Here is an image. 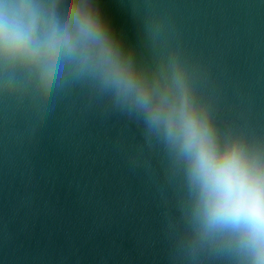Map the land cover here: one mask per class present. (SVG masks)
<instances>
[{"label": "water", "instance_id": "95a60500", "mask_svg": "<svg viewBox=\"0 0 264 264\" xmlns=\"http://www.w3.org/2000/svg\"><path fill=\"white\" fill-rule=\"evenodd\" d=\"M152 68L179 48L223 132L264 141V0H100ZM167 18L160 23V15ZM185 164L88 76L0 90V264H238L194 241Z\"/></svg>", "mask_w": 264, "mask_h": 264}, {"label": "clouds", "instance_id": "9594fccd", "mask_svg": "<svg viewBox=\"0 0 264 264\" xmlns=\"http://www.w3.org/2000/svg\"><path fill=\"white\" fill-rule=\"evenodd\" d=\"M53 69L90 77L162 131L185 164L194 241L225 245L238 264H264V141L218 127L179 48L148 68L100 0H0V90L13 92L25 73L44 82Z\"/></svg>", "mask_w": 264, "mask_h": 264}]
</instances>
